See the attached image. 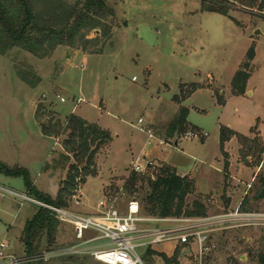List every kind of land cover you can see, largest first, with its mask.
<instances>
[{
    "label": "rangeland",
    "instance_id": "rangeland-1",
    "mask_svg": "<svg viewBox=\"0 0 264 264\" xmlns=\"http://www.w3.org/2000/svg\"><path fill=\"white\" fill-rule=\"evenodd\" d=\"M11 1L5 0L7 6ZM27 1L42 12L77 0ZM225 1L228 14L204 10L206 0H106L110 13L102 22L109 26V34L101 36L102 26L81 29L86 38H98L97 45L92 41L84 50L77 35L74 46L59 45L45 57L19 47L0 53V160L6 159L12 167L25 166L41 189H48L49 176L61 184L73 162L62 145L66 135H45L36 110L44 106L41 120L45 121L51 113L60 119L74 113L111 134L96 155V175L86 178L89 202L102 197V184L103 193H117L131 173L130 161L137 156L151 158L155 166L174 165L179 174L194 177L186 208L199 201L206 215L152 219L141 222V227L170 230L174 235L184 227L202 226L210 229V249L203 254V264H257V254L264 250V199L255 197L264 177V8L258 7L260 0L256 5L248 0ZM10 11L15 13L14 8ZM257 29L261 33L256 34ZM250 46L255 48V57L248 69V90L234 93L231 80L248 60ZM84 54L88 55L86 64H82ZM192 82L202 87L185 97ZM221 98L223 104L218 101ZM181 106L189 109V122L184 131L168 137L167 127ZM140 117L162 143L156 138L148 142V134L138 124ZM221 126L246 139L234 136L224 142L222 150ZM188 131L198 137L186 138ZM5 176L0 173V183L26 193L22 176ZM138 177L134 192L119 193L116 205L124 211L134 196L144 216L158 218L146 214L149 186L139 173ZM17 200L15 209L22 208L23 213L36 209L32 203ZM15 211L10 218L15 213L19 224L25 217ZM244 212L256 216L241 215ZM8 221L0 220V240ZM58 228L62 230L59 239L50 247L76 242L68 226L59 224ZM171 241L157 243L163 249L158 252L168 258L176 254L178 263L144 252L147 246L136 250L144 264H184L194 259L197 245L192 240L186 245L174 241L173 246ZM22 264L103 263L90 254H68Z\"/></svg>",
    "mask_w": 264,
    "mask_h": 264
},
{
    "label": "trees",
    "instance_id": "trees-1",
    "mask_svg": "<svg viewBox=\"0 0 264 264\" xmlns=\"http://www.w3.org/2000/svg\"><path fill=\"white\" fill-rule=\"evenodd\" d=\"M203 9L208 11L228 14L225 0H206ZM247 1V0H246ZM258 0H248L250 5H256ZM27 0H12L7 6L5 0H0V53L14 47L25 49L39 57L49 55L59 45L74 46L76 37L80 35L81 47L86 50L92 41L98 44V38H86L87 33H81V29H95L102 26L101 36L109 34L110 28L102 22L107 17L110 9L106 0H77L72 5L53 7L38 12L27 4ZM260 9L264 8V0L258 3ZM14 8L12 13L10 10ZM255 57V48L250 46L246 53L247 61L243 62L231 80L232 91L243 93L250 77L248 71L250 61ZM27 81L26 77H24ZM31 83H34L30 81ZM36 82V81H35ZM192 89L185 97L190 96L202 85L192 82ZM220 104L224 100L218 99ZM43 105H38L36 116L39 120L42 132L48 136L59 137L65 134L62 142L64 149L71 154L73 162L68 165L67 175L62 181L54 198L49 194L39 192L30 179L29 171L21 166L10 167L0 161V172L9 176H22L25 181L27 192L36 198L54 203L59 206L68 204V199L78 183H85L88 176L96 175V155L102 146L111 140V134L96 123L71 113L65 119L54 117L47 121L41 120L45 115ZM189 109L181 106L179 112L167 127V136L172 137L185 129ZM238 135L228 127H220V144L223 150L224 142ZM246 139V138H245ZM227 166V162L225 163ZM141 175V174H139ZM142 176V181L148 183L146 214L169 217L186 215L189 217L205 216L206 210L203 203L196 201L192 208H186V197L194 190V182L186 175H181L176 168L167 164L155 166L149 173ZM78 179V180H77ZM138 173L131 171L124 183V192L133 193L138 182ZM141 187V186H140ZM258 199H264V177L256 191ZM136 199V197L133 196ZM58 221L47 210L39 208L35 216L27 222L22 240L26 246V253L40 251V242L44 235L47 237L49 247L55 242V233ZM150 253H157L168 262L178 263L176 254L168 258L165 254L149 249ZM257 264H264V250L257 254Z\"/></svg>",
    "mask_w": 264,
    "mask_h": 264
},
{
    "label": "built area",
    "instance_id": "built-area-1",
    "mask_svg": "<svg viewBox=\"0 0 264 264\" xmlns=\"http://www.w3.org/2000/svg\"><path fill=\"white\" fill-rule=\"evenodd\" d=\"M135 79L136 76L133 77V80ZM59 99L61 102L66 101L64 97H59ZM138 124L140 125V129L148 134V142L156 138L159 143H162V140L155 136L151 128L144 126L142 117L138 119ZM185 137H198V134L193 131H188ZM154 167L155 165L151 158L138 157L132 162L131 171L145 175ZM123 192L124 183L117 193H106L98 200L95 213H83L76 209L83 204L81 183H78L73 189L68 199V204L65 206L56 205L36 198L28 192H18L0 184V197L19 198L22 202H29L38 208L47 210L59 222L70 225L74 230L76 238V242L67 247H48L38 252L27 253L25 255L10 253L8 251V242L2 240L0 241V264L47 261L51 257L68 254H90L95 260L103 264H144L136 248L138 246H151L168 240H174L176 243L184 245L190 243L192 240L197 245V251L194 259L188 260L184 264H203V254L210 249L207 245L210 229H202V226H198V228L197 226L184 227L179 229V232L174 235H171L172 231L165 229H143L141 227V222L143 221L152 219L167 221L172 220V218H150L144 216L141 206L135 198L129 199L126 208L122 211L116 204L119 199V193ZM233 215H238V213L236 212ZM241 215L254 216L255 213L244 212ZM183 220L192 221L191 218H183ZM193 221L201 220L195 219ZM86 232H90L92 235H86Z\"/></svg>",
    "mask_w": 264,
    "mask_h": 264
},
{
    "label": "crops",
    "instance_id": "crops-1",
    "mask_svg": "<svg viewBox=\"0 0 264 264\" xmlns=\"http://www.w3.org/2000/svg\"><path fill=\"white\" fill-rule=\"evenodd\" d=\"M68 56H70L69 54H68ZM87 54H84L83 56H81L82 57V64H86V62H87ZM249 79H250V77H249ZM249 79H248V81H247V84H246V91L248 90V83H249ZM250 93V92H249ZM188 115H189V113H188ZM188 117V116H187ZM187 121H188V119H187ZM189 122V121H188ZM234 137V136H233ZM232 138V137H231ZM230 138V139H231ZM219 140H220V134H219ZM225 142H227V141H225ZM223 148H224V146H223ZM225 151H227L226 149H225ZM139 156H137L136 158H133V160H131L130 161V163H132V162H134L137 158H138ZM158 159V158H157ZM2 160L3 161H1V162H5L4 164H6V165H8L6 162V159H3L2 158ZM8 166H10V165H8ZM15 166H21V165H18V163L15 165ZM96 166H97V162H96ZM173 167H175L174 165H172ZM232 166V165H231ZM10 167H12V166H10ZM22 167H24V168H26L25 166H23L22 165ZM98 167V166H97ZM176 168V167H175ZM221 167L220 166H218V168L216 169V171L217 172H220L221 171V169H220ZM27 169V168H26ZM177 169V168H176ZM28 170V169H27ZM230 170H231V172H232V169L230 168ZM29 171V170H28ZM178 171V170H177ZM178 172H180V171H178ZM1 173V172H0ZM182 173H186V172H184V171H182ZM98 175V174H97ZM6 178H8L9 177V175H6L5 176ZM189 178L194 182V177L192 176V175H190L189 176ZM87 180H88V178H87ZM87 180H86V182H87ZM57 180H55L53 177H51V176H49V182H50V184H49V187H48V189H41V188H39L38 186H37V184H36V182L33 180V184H34V186H35V188L39 191V192H41V193H44V194H49V195H55L56 193H57V187L59 188V186L61 185V184H59V183H57L56 182ZM53 182H56L55 183V189L53 188ZM86 182L83 184V186H82V192H83V204L80 206V207H78V208H76L77 209V211H79V212H83V213H95L96 212V210H97V202H95V203H91V202H89L88 201V199L86 198V195H85V191H84V188H85V185H86ZM104 183V182H103ZM0 184H2V183H0ZM195 184V183H194ZM2 185H4V186H7V185H5V184H2ZM103 185L104 184H102V188H101V191H102V196L105 194V193H103ZM8 187V186H7ZM9 188H11V187H9ZM13 189V188H12ZM26 192H27V190H26ZM30 194V193H29ZM18 200H17V198H13V197H3V200H1L0 201V220L2 221L3 219H10V221H8V222H4L5 223V225H4V227H5V231H4V233H3V237H2V239L0 240V241H2V240H5V241H7L8 242V244H9V249H8V251L10 252V253H17V254H21V253H26L27 251H26V246H25V244H24V242H23V240H22V237H23V232H24V229H25V226H26V224H27V222H29L34 216H35V214L37 213V211H38V207L36 206V209L34 210V211H32V212H29V211H25V213H23L24 212V210H21L22 208H17V209H15V206L18 204ZM19 205H22L21 203L19 204ZM12 210H16L15 212H17V214H19V212H21L20 214L22 215V217L24 218L25 217V219H23V221H22V219H21V222H19V224H18V218H17V216H16V214L14 213V216L12 217V218H10V215H11V212H12ZM16 216V217H15ZM54 217V216H53ZM56 219V218H55ZM57 220V219H56ZM58 221V220H57ZM59 224H63V223H61V222H59L58 221V225ZM19 226V228H17L18 226ZM63 225H66V224H63ZM66 226H68L70 229H71V231H72V234H73V237H74V239L76 240V238H75V233H74V230H73V228L70 226V225H66ZM17 228V229H16ZM147 230H153V229H151V228H146ZM159 229H161V228H158V229H155V230H159ZM61 228H58V226H57V229H56V233H55V242L59 239V237H58V234H59V232L61 233ZM86 235H92V233L90 234V232H86ZM55 242H54V244H55ZM171 244H172V246H173V244L175 243V242H170ZM157 244V243H156ZM156 244H153V245H151V246H147L146 248H145V251L144 252H148L149 251V249H151V250H154V251H156V252H158V251H162L163 249H160V248H158L157 247V245ZM47 247V246H49V244H48V242H47V237H46V235H44L43 237H42V239H41V242H40V247H39V249L40 250H42L44 247ZM172 253V252H171ZM171 253H169V254H171ZM196 253V252H195ZM97 261V260H96Z\"/></svg>",
    "mask_w": 264,
    "mask_h": 264
},
{
    "label": "water",
    "instance_id": "water-1",
    "mask_svg": "<svg viewBox=\"0 0 264 264\" xmlns=\"http://www.w3.org/2000/svg\"><path fill=\"white\" fill-rule=\"evenodd\" d=\"M255 33H256V34H258V33H261V32H260V30H259V29H257V30L255 31Z\"/></svg>",
    "mask_w": 264,
    "mask_h": 264
},
{
    "label": "bare ground",
    "instance_id": "bare-ground-1",
    "mask_svg": "<svg viewBox=\"0 0 264 264\" xmlns=\"http://www.w3.org/2000/svg\"><path fill=\"white\" fill-rule=\"evenodd\" d=\"M171 242H174V241H171Z\"/></svg>",
    "mask_w": 264,
    "mask_h": 264
}]
</instances>
